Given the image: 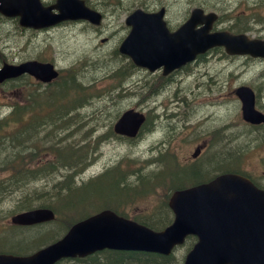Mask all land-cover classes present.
<instances>
[{
	"label": "rangeland",
	"instance_id": "rangeland-1",
	"mask_svg": "<svg viewBox=\"0 0 264 264\" xmlns=\"http://www.w3.org/2000/svg\"><path fill=\"white\" fill-rule=\"evenodd\" d=\"M46 1L55 2V0ZM89 2L104 13V19L98 26L88 21H82L60 26L49 33L35 29L24 31L18 27L19 23L15 19L0 15V63L3 60L22 61L29 58L53 60L65 77L69 73L76 77L75 80L68 79L60 85L59 89L64 88L67 95L78 96L77 102L86 97L82 90L83 86L80 87L77 84L81 82L88 87L89 92L95 91L93 95L91 94L95 100L96 98H106V101L102 103L96 100L92 104L86 103L80 109L71 111V119L77 118V120L67 130L57 131L58 137L65 136L66 132L71 131V136L68 139H71L76 145H88L90 157L82 170L83 173L75 176L74 185H80V182L84 180H88L87 183L84 182L83 187L74 189L70 193L59 195L56 200L46 198L56 190V187L52 186L54 181L64 180L66 175L71 174L78 167L63 166L59 163L58 169L47 173L38 180L31 181L30 186L28 184L16 187L5 197L0 195V227H8L0 235V248H15L18 251L37 248L61 234L72 220L81 218L103 206L119 204L122 201L125 203L120 204L119 209L128 212L133 217L137 213H147L155 201H159L167 194L166 187L157 186V189L150 192L149 197L145 200H133L143 193L124 194L129 192L128 186L120 188L118 184L111 181L109 177L112 176L111 169L105 174H101L114 166L112 168H117L119 176L123 177L120 167L131 165L132 168L137 167L138 170L145 173L161 172L160 184L168 183L170 186H178L187 183L192 179V170L186 169L184 160L194 149V137L199 138L208 130L211 134L214 133L212 131L214 129L226 136L225 141L214 139L213 144L216 146L210 148L218 149L219 146L223 147L224 145L226 150L227 147L243 150L242 163L244 162L243 169L246 171L255 175L261 171V164L264 165L262 160L264 156L263 126H258L254 130L243 128L237 132L228 129V120H236L239 115L234 95L236 86L241 81H262L260 72H263L264 68H259L258 61L253 62L255 60L244 58V56L225 55L215 50L207 54L213 58L205 60L207 56L203 57L200 63H194L183 69V71L186 69L190 71L193 67L197 68L198 75L196 77L174 76V86L156 74H146L143 78L140 69L135 70L137 74L130 73L127 58L125 56L123 58V55L117 50L122 36L126 32L122 34L123 29L119 33L116 31L124 24L125 17L131 10L139 6L144 7L146 4L155 7L160 0H89ZM162 2L168 5L167 17L174 25L183 21L186 13L193 7V2H201L202 7L215 10L222 16L219 22L220 26L225 24L233 27L234 22L239 21L241 26L247 25L245 27L238 26L237 29L249 30L250 35L264 38V0H162ZM119 70L125 71V74L120 77L121 80L116 78V72ZM194 81L203 83L195 88ZM17 86L16 84L12 86L11 82L0 85V119L8 113V107L15 101L14 97L17 98L18 94L14 93ZM219 87L220 92L226 95L224 103L227 107L224 116L209 117V120L206 121L207 124L204 125L205 128L199 123V128L195 129L194 135H191L188 132V122H190L188 121V111L192 106L190 103L192 101H189V98L193 96V103L201 104L200 97L202 95L212 93L206 98L216 96L215 91ZM197 90H200L202 95L194 92ZM164 94L167 95V98L160 97ZM58 98L59 101L64 99ZM168 99L179 102L178 110L181 114L173 116L172 111L164 113L160 110L166 112L165 102ZM159 100L160 109L157 106ZM43 101L49 102L48 99ZM147 102H152V107H148ZM258 102L264 105V94L259 97ZM139 103L145 105L149 112L150 119L148 118L146 128H151V131L146 130L136 138L116 134L112 125L119 114L129 107L139 109ZM59 104L62 108L66 102L62 101ZM67 104L72 105L68 102ZM39 113L41 112L38 111ZM195 113H200V111ZM153 121L160 124H153ZM40 135L42 133L38 135L41 139L39 149L34 148L33 142H28L29 150L36 152L33 164L49 158L48 144L44 140L45 135L48 134ZM167 151L176 154L179 160L167 155L163 158L166 161H164V166L160 169H153L160 167L161 164L159 161L150 163L148 159L157 158ZM0 152H2L0 157V178H2L9 172L5 166L9 163L11 155L9 151H2V148H0ZM239 161L240 157L237 156L236 162L239 163ZM145 173L143 175L148 174ZM171 173L173 178L170 176ZM99 175L102 177H98ZM115 181L119 182L120 179L118 180L116 177ZM121 185H124L123 182L120 183ZM153 187L151 185L144 193L152 191ZM26 195H31L32 198L36 196L33 206H50L51 202L55 208L64 213L61 218L64 220L57 221V218L34 226L35 229L43 231L23 228L15 224L7 226L9 224L7 219H11L13 214L20 211L21 205L29 204L24 199ZM129 200L133 201L129 204L127 203ZM185 249V246L180 247L177 250V256L186 252ZM121 255L127 259L136 254L122 253ZM114 259H118V257Z\"/></svg>",
	"mask_w": 264,
	"mask_h": 264
},
{
	"label": "water",
	"instance_id": "water-1",
	"mask_svg": "<svg viewBox=\"0 0 264 264\" xmlns=\"http://www.w3.org/2000/svg\"><path fill=\"white\" fill-rule=\"evenodd\" d=\"M14 1L15 8L9 9V0H5L0 8L6 13L21 14L24 24L41 26L65 15H52L53 6L44 7L38 0ZM80 5L81 8L74 11L76 17L100 16L98 11ZM210 22L211 19L207 20L194 34L188 30L190 21L181 29L169 32L164 22L163 29H159L155 21L145 15L138 21V29L144 34L139 35L134 44L129 40L124 42L122 50L130 53L136 61L154 67L168 63L173 56L184 59L222 41L221 33H207ZM226 39L229 51L235 52L237 43L246 38L238 35ZM32 68H43L49 77L57 75L51 63L30 61L18 67L5 64L0 70V80ZM245 112L255 121L264 120L263 115L260 117L254 111L250 99L245 101ZM142 121L140 112L128 109L115 123V130L135 136ZM169 205L175 211V219L162 230H153L112 209H104L74 223L61 239L30 255L0 254V264H52L64 256H85L106 247L169 253L172 246L183 242L189 233L198 234L200 240L187 254L184 264H264V190L248 178L225 173L208 183L175 190L169 198ZM54 216L51 208L39 207L17 213L12 220L35 223L51 220ZM207 248L209 254H206Z\"/></svg>",
	"mask_w": 264,
	"mask_h": 264
},
{
	"label": "trees",
	"instance_id": "trees-1",
	"mask_svg": "<svg viewBox=\"0 0 264 264\" xmlns=\"http://www.w3.org/2000/svg\"><path fill=\"white\" fill-rule=\"evenodd\" d=\"M77 83V82H76ZM80 87L83 86V84L81 82L77 83ZM83 92L86 94V97H83L80 102L77 100L71 101L68 98H64L62 101H65L66 104L61 108V105L59 104V98L58 96L60 95H65L67 94V92H64V88L60 89V91L58 92V95L55 94L54 97H52L49 102L50 104H55V105H59V110L57 112V114L55 113H51L43 118H41L38 122L32 124L31 126H27V124H23L21 127V132H19L18 134H16L15 136L12 137H8V136H4L2 138H0V148H2V151L6 150L9 151L11 157H16V156H21L23 155L26 151L27 148V143L33 138V131L35 129V133H37L38 131H42V129H44V131H42V135H45V133H47L49 135V141L50 144L53 145L54 144H58L61 145L58 149L59 152V158L61 159V161L56 162L57 160H53L51 161L50 165H48L47 167L40 169V170H36L33 172H26L25 174H20L21 170L17 171V173H19L16 176H11L8 177L4 182L0 183V195L2 197L7 196L8 194H10V191L13 192V190L16 187H20V186H24V185H28L30 186L31 181L34 180H38L42 177H44V175H46L49 172H52L56 169L59 168V163L63 164V166H70L73 168H76V166H78L74 171L71 172V174H68L65 176L64 180H57L53 182L54 187H56V190H54V192L50 193V195H47L46 198H51V199H55L61 195V194H65V193H70L72 192L74 189H79L81 187L84 186L85 183H87L86 180L80 182V185H74L76 180H75V176L76 175H81V172H83L82 170L84 169V166L87 165V160L90 157V153L88 151V145L87 144H79L76 145L75 142H72L71 139H68L69 136H71V131L70 132H66L65 136L62 137H58V132L62 131L63 129L67 130L68 128L71 127L72 124H74V122L77 120V118H75L74 120H72L70 113L73 110H77L78 108L80 109L81 106L85 105V103L87 104H92L94 103L96 100L99 103H102L103 101H106V98H96V100L93 97L87 96L88 95V87L83 86ZM68 103H71L72 105L69 106ZM78 105V106H77ZM78 107V108H77ZM17 110L21 111L23 109H26V105L23 106H17L16 107ZM55 114V115H54ZM19 117H22V115H25L24 113H18ZM17 115V116H18ZM9 127V121L8 120H4V121H0V134L5 133L4 130H6ZM60 128V129H59ZM57 129H59L58 132H55ZM48 139L46 136L44 137V140ZM63 140H65V142H63ZM52 142V143H51ZM64 143H66L64 145ZM242 153V149L239 150ZM89 153V154H88ZM2 156V152H0V157ZM164 156L166 157L167 155L163 154L159 157V159H163ZM10 157V158H11ZM22 157V156H21ZM158 159V158H155ZM10 160V159H9ZM165 160L163 159L162 161L159 162V164H161L162 166H164ZM56 162V163H55ZM186 169H188V167H186ZM180 170V169H179ZM140 171V170H139ZM112 176H109L111 181L115 182L116 184H118V186L120 188L122 187H126L128 186L129 192L124 193V194H141L139 195L137 198L133 199V200H139V199H147V197H149L150 192L152 193L153 191H155L157 188V186H162V185H167L168 187V191H170L174 185L170 186L168 183H161V176L159 172L156 173H151V174H147V175H142L140 174V176L138 175V170L135 168V170L131 169L129 170V176L127 177V175H125V172H123V177L119 176L120 173L118 171L117 168H111L110 170ZM172 178V173L170 175ZM98 177H102V176H98ZM118 178V180L120 179V183L123 182L124 185L120 186V183L118 181H115V178ZM96 178V177H93ZM91 178V179H93ZM193 178V177H192ZM90 179V180H91ZM194 179H198V177L196 176ZM85 182V183H84ZM170 182V181H169ZM152 185L153 189L152 191H149L147 193H144L146 191L147 188H149ZM183 185V184H181ZM180 186V185H178ZM175 186V187H178ZM158 187V188H159ZM156 188V189H155ZM143 189V190H141ZM141 191V192H140ZM140 192V193H139ZM119 194V192H118ZM36 198V196L34 198L31 197V195H26L24 197V199L29 203H33V200ZM45 198V199H46ZM167 198L168 195H164L159 201H155L154 204L152 205V208H158L161 209L162 211L160 213H155V214H159L161 215L159 216H155L154 214H152V216L148 217V224H150L153 227H160L161 225H163L166 221H168V217L170 216L169 214V210H168V204H167ZM133 200H129L127 203H131ZM124 201H122L119 204H113V206L115 207V205L117 206H121L120 204H122ZM125 203V202H124ZM50 205H52V203H49ZM112 205V204H110ZM55 210H57L58 212V216L59 218L57 219V221H63L64 219H61L63 216V212L61 210H59L58 208H55ZM77 219V218H76ZM76 219L72 220L67 226H69L73 221H75ZM56 221V222H57ZM32 229H35V227H31ZM37 231H43L42 229H35ZM122 253H129V254H141L143 252H138V251H120V250H104L102 251H98L94 254L88 255L86 257H81V258H74V259H70L68 260V264H146L149 263L150 261H148L147 259H144L142 256H129L127 259L121 255ZM145 255H148L146 253H143ZM121 255V256H120ZM161 262H158L157 264H179L178 261L176 259H172V257H174V255H169V256H161ZM113 259L117 258L118 259ZM103 259V261H102ZM152 263V262H151ZM58 264V263H57ZM60 264V262H59Z\"/></svg>",
	"mask_w": 264,
	"mask_h": 264
},
{
	"label": "flooded vegetation",
	"instance_id": "flooded-vegetation-1",
	"mask_svg": "<svg viewBox=\"0 0 264 264\" xmlns=\"http://www.w3.org/2000/svg\"><path fill=\"white\" fill-rule=\"evenodd\" d=\"M160 6L159 8H164L165 10V15H166V20L168 22V25L171 27V20L169 19V17H167V12L169 11V7L166 3L164 2H159ZM13 19H15L18 23H19V18L18 17H11ZM78 23V21L76 20H67V21H62L60 22L58 25H55L53 27L50 28H42L41 30L46 31L47 33H49V31H54L56 30V28L60 27V26H64L66 24H75ZM21 30H28V29H32V28H28L25 27L23 25H21L19 23L18 26ZM172 28V27H171ZM123 29V33H125L124 36H126L128 34L129 31V27L127 24H122L120 26V28L116 31V32H121V30ZM38 30V29H37ZM123 37V36H122ZM224 54V53H223ZM0 56H1V52H0ZM207 55H204L203 57H206ZM244 58H248V59H253L255 61L253 62H257L259 64V68H264V58H254L252 56L249 55H243ZM242 57V56H239ZM207 59H211L208 58V56L205 58V60ZM204 60V61H205ZM13 62V61H12ZM17 62L19 63L20 60H17ZM201 62V58H199L195 64H198ZM183 67L181 69H177L176 71H173L169 74H161L159 72H156L154 74L159 75L161 78H163L165 81L169 82V83H173V77L174 76H183L186 75L187 77L192 76V77H196L198 74V72L196 71L197 68L193 67L192 70H188L186 69L185 71H183ZM142 77L144 78L146 74H153V72L151 73L150 71H147L146 69L142 68L140 69ZM260 76L262 77V81L261 82H250V81H241L235 88V99H236V105H237V113H239L238 118L236 120L233 119H229L228 120V129H230L231 131H240L243 128H248V129H252L254 130V128H257L258 126H263L264 128V122L261 123H252L250 121L244 120L243 119V98H247V96H245V92L244 94L240 93V94H236V89L237 87L241 86V85H248L251 87V89L254 91V97H255V106L257 109L261 110L264 112V105L260 104L259 101V97H262L264 94V71L260 72ZM72 79V78H69ZM138 79V78H137ZM23 80H25L26 82H28V87H30L31 85H49L50 83H44L43 81L36 79L32 74L30 73H24L22 75H20V77L14 80V84L18 85L16 88V91L21 90V86H19L21 83L23 85ZM139 80V79H138ZM53 83V82H52ZM203 82L201 81H194L193 85L195 86V88L199 87ZM29 92V88L27 89V91L25 93L22 94H26L27 98L32 100L34 98L35 95H41L40 93H34V92ZM146 92V91H145ZM162 92H164L162 90ZM196 93H198V95H202V92L200 90L194 91ZM212 93H208L206 95H202V97H200L201 99V104L200 103H193L194 97H190L189 101L191 103V107L188 111V132L191 135H194V131L195 129L199 128V123H201L202 127H204V125L207 124L206 121L209 120V117H213V115H217L218 116H224V112H226V104L224 103L225 99H226V95L222 92H220V87L216 89L215 91V95L213 97L210 98H206L208 96H210ZM162 97L167 98V95H161ZM195 96V95H194ZM76 97V96H75ZM143 98V97H142ZM187 100V97H186ZM189 104V103H188ZM143 107H145V105H143ZM196 108V109H195ZM197 111H200V113H195ZM212 111V112H211ZM209 114V116L207 117V114ZM169 124V123H168ZM147 126V123L145 124V127ZM205 128V127H204ZM212 131H214L213 134L210 133V131H206L205 133H203V135H201L199 138L194 137V149L193 151L189 154V156L186 158V164L188 165L187 167L189 169L192 170V176H198V181H203L202 178H208L207 180L217 176L218 174L225 172V171H238V172H243L246 175H248L249 177L252 178V180L257 183L259 186L264 188V174L263 171L260 174H255V176L246 171L245 169H243L244 167V162L242 163V153L239 151V149L237 148H228L226 150V147L223 145L219 146L218 149L215 148H210L215 147L216 145H214V139L218 141V139L221 140H226V136L222 133V132H216V130L212 129ZM211 134V135H210ZM217 138V139H216ZM233 149H237V150H233ZM237 156L240 157V161L239 163L236 162V158ZM228 169V170H226ZM245 170V171H242ZM162 210L161 209H157L154 211L149 210L147 213H145V216L149 217L152 216V214H154L155 216H161L159 214H155V213H160ZM153 212V213H152ZM169 214L171 215V213L169 212ZM162 217V216H161ZM170 216L167 218L169 219ZM197 237L196 236H191L188 239V244L186 245V248L188 249V251L192 248V246L196 243L197 241ZM223 264H231V263H223Z\"/></svg>",
	"mask_w": 264,
	"mask_h": 264
},
{
	"label": "bare ground",
	"instance_id": "bare-ground-1",
	"mask_svg": "<svg viewBox=\"0 0 264 264\" xmlns=\"http://www.w3.org/2000/svg\"><path fill=\"white\" fill-rule=\"evenodd\" d=\"M161 104V103H160ZM158 144V143H157Z\"/></svg>",
	"mask_w": 264,
	"mask_h": 264
}]
</instances>
